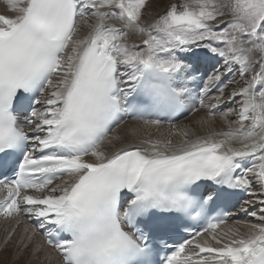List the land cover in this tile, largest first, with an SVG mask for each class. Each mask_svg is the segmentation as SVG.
I'll return each mask as SVG.
<instances>
[{"label": "snow or ice", "instance_id": "obj_1", "mask_svg": "<svg viewBox=\"0 0 264 264\" xmlns=\"http://www.w3.org/2000/svg\"><path fill=\"white\" fill-rule=\"evenodd\" d=\"M0 3V217L34 222L24 250L39 233L33 256L59 264H264V199L240 204L247 232L213 216L264 196V0H183L151 22L149 0ZM200 109L227 130L173 123Z\"/></svg>", "mask_w": 264, "mask_h": 264}, {"label": "rangeland", "instance_id": "obj_2", "mask_svg": "<svg viewBox=\"0 0 264 264\" xmlns=\"http://www.w3.org/2000/svg\"><path fill=\"white\" fill-rule=\"evenodd\" d=\"M181 1L182 0H167V2L165 4V10L167 9V7L171 3L181 4L183 2V1L182 2ZM153 17H156V15L154 14ZM225 17L227 18V20L231 19V16H225ZM225 17H223V18H225ZM150 19L151 18L146 14L145 20L151 22ZM82 31H87V29H83ZM229 91H231V89H229ZM229 106H227V107H229ZM221 110H222V108L220 109V111ZM203 111L205 112V110H203ZM189 114L190 115L186 119L183 120V124L180 126H177V127H181V128L182 127H188V128L193 129L194 122L201 121L206 116V115H202L201 117H194L191 115V113H189ZM229 119H231V117H229ZM216 121L218 122V124L220 126L227 125L224 121H222L220 119L219 120L216 119ZM227 128H228V126L224 127V129H219L217 131H223L225 129L227 130ZM206 129H207V127H206ZM253 191L259 193V188L256 187L253 189ZM257 197H264V196L258 195ZM252 206H253L254 211H257V212L259 211L260 204L258 202ZM247 217L243 220L248 221L249 217L248 218ZM229 223L231 224V222H229ZM24 227L25 226L21 225V224L19 226H17L16 224L11 223V222H4V221L1 222L0 221V264H38V262H37L38 259H39V261L42 259L40 256H38L41 253H43V259H45V258L48 259L49 256L52 255V253H50V255L48 257H46L48 254L44 255V252H45V247H44L41 252H39L36 256H33L32 249L35 247L36 244L41 242L40 238L37 237V235L35 236L34 240L32 241L31 245L28 247V249L24 250V243H27V240H26V237L24 234ZM13 229H15V234L12 236L11 240L6 244L5 243L6 238L12 232ZM22 238H24L23 243H22ZM55 264H59V263L57 262Z\"/></svg>", "mask_w": 264, "mask_h": 264}, {"label": "bare ground", "instance_id": "obj_3", "mask_svg": "<svg viewBox=\"0 0 264 264\" xmlns=\"http://www.w3.org/2000/svg\"><path fill=\"white\" fill-rule=\"evenodd\" d=\"M166 2H167V0H149L148 8L146 10V14L151 18L150 21H152L155 18V17H153L154 14L157 16V14H162L165 11ZM177 5H179V4H177ZM5 12H6L5 5L3 3H0V13H5ZM221 19L222 20H227L226 17L225 18H221ZM147 22H149V21H147ZM131 40L136 41L137 43H139V37L138 36L131 37ZM227 106H229V105L228 104H224V108L223 109L225 110L227 108ZM191 115L194 116V117H201L202 115H206V113L203 111V109H200L199 111L191 112ZM234 118L235 117H231V119H234ZM217 120H219V117H217ZM200 122L201 121H197V122H194V124H193V129L196 130L199 133H203V132H206L208 130L217 131L219 129H224V127L228 126V125L220 126L218 124V122L215 121V123L211 126V129H209V128L206 129V127H203V128L201 127V123ZM136 124H137V122L134 121V120H125L118 128L115 129V132L117 134H119V135H126L128 133V131H129V129L133 125H136ZM182 124H183V121H181L179 123H176L175 125L176 126H180ZM233 126H235V125H233ZM169 132H170L169 126L167 124H165V126L163 128H161L159 133H157L156 135L157 136L162 135L164 137H167L169 135ZM154 138H156V137L154 136ZM172 138L174 140L180 139V137L178 135H173ZM257 196L256 197L255 196H251L250 197L247 193H245L244 200L254 199V200H256L258 202L260 199H264V197H257ZM260 207H262V205H260ZM250 208H251V206H250ZM250 211H254V210L250 209ZM248 217H249L248 221L247 220H238V219H236L233 223L231 222V224H230L229 222H226L225 224L221 225V227L225 228V229L228 228V227H239L242 232H247V228L243 227L242 222L247 221V222H250V223H257L255 218L250 217V216H248ZM44 247H45L44 255L48 254L46 257H48L50 255V253H52V255H50L48 259H46V258L43 259V253H41L38 256H40L42 259L40 261L38 259V261H37L38 264H55L57 262L59 263L57 254L54 252V250H52L51 248H49L46 245H44Z\"/></svg>", "mask_w": 264, "mask_h": 264}]
</instances>
